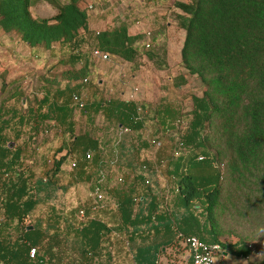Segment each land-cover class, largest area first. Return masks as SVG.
<instances>
[{"label": "trees", "instance_id": "16d2710c", "mask_svg": "<svg viewBox=\"0 0 264 264\" xmlns=\"http://www.w3.org/2000/svg\"><path fill=\"white\" fill-rule=\"evenodd\" d=\"M39 1L56 14L34 18L30 9ZM84 1L0 0V32L16 36L30 48L70 45L88 30V13L81 8ZM174 7L180 12L177 25L185 33L180 65L186 75L203 85L200 97H190L191 110L182 132L179 113L167 105H141L146 111L141 121L136 120L134 102L109 100L82 112L93 119L102 114L116 130L128 128L139 140L148 119L166 130L175 127L177 137L169 158L156 162L163 163L160 175L165 170L175 184L174 210L168 196L158 204L152 191L153 175H149V185L139 175L148 195L138 196L134 186L121 194L115 208V228L98 218L76 226L71 216L66 218L53 207L45 223L36 220L25 226L36 207L62 189L57 175L68 156L77 159L72 168L77 169L78 178L87 175L88 168L103 163L104 145L92 131L75 136L73 125L67 124L64 128L71 140L66 154L53 162L51 172L44 177L33 180L28 171L0 168V264H60L51 254V244L62 246L58 250L61 255L75 254V264H92L106 249L111 263L114 252L106 248L107 241L120 234L130 245L133 264H160L166 249L176 243L184 245L190 237L219 245L227 256L250 258L251 245L220 242V219L233 210L243 219L264 222V0H183ZM141 39L129 34L126 23L116 22L95 34L94 49L137 69L140 53L136 46ZM145 57L152 61L156 54ZM175 81L176 88L186 83L182 76ZM174 118L173 127L167 126ZM152 139L161 146L158 136ZM125 142H121L123 149ZM145 145L149 147L147 140ZM9 152L3 148L2 162ZM87 152L92 153L90 161L85 159ZM200 157L203 159L198 161ZM224 186L227 196H223ZM43 243L45 251L40 253L38 247ZM32 248L36 250L34 260L29 258ZM249 264H264V259Z\"/></svg>", "mask_w": 264, "mask_h": 264}, {"label": "rangeland", "instance_id": "374dc122", "mask_svg": "<svg viewBox=\"0 0 264 264\" xmlns=\"http://www.w3.org/2000/svg\"><path fill=\"white\" fill-rule=\"evenodd\" d=\"M179 2L182 0H85L81 4V8L88 11V17L98 11L103 21H108L113 25L116 22H124L127 24L130 34L142 36L136 46L140 53V67L137 69H134L133 65L120 67L117 70L119 79L116 78L117 80L111 82V86L106 90L96 92V98L118 100L123 91L127 92L138 105H144L148 108L167 105L179 113L182 121L180 132H182V129L186 127L187 114L191 110L190 97H200L203 85L199 79L186 75L180 65V51L185 33L178 27L176 20V16L180 12L174 7V4ZM30 10L34 18H51L56 14V11L43 1H39ZM93 46L95 47V43L89 41L87 47L89 50L86 49V52L90 51ZM20 52L23 53L24 50ZM154 52L156 54L154 60L150 61L145 57L147 53ZM91 63L108 76L111 70L108 62L94 60ZM15 68H20L18 70L19 75L15 77L20 81L27 74L26 68L28 70V67L20 64ZM181 76L185 77L186 83L176 88L174 82H176L175 80L178 81ZM80 93L81 95H79L88 106L92 101L94 91L88 88ZM9 95L10 93L6 97ZM11 95L15 97V100L10 102L8 111L18 113L21 117L26 116L30 107L27 90L21 89L16 94ZM1 96L3 97L4 94ZM23 97L27 98L24 103L21 102ZM86 119L84 114L77 113L75 115L74 135L78 136L82 135L83 132L92 131L93 135L100 139L102 144L104 143L106 156L103 160L105 163L98 167L88 168L87 175L78 178L77 169L72 168V164L77 159L73 155L68 156L57 175V185L62 189L57 190L51 200L38 205L32 213V218L24 222L25 226L33 224L36 220L45 223L49 208L53 206L62 216L66 218L71 216L72 222L76 226L81 225L76 219V215L79 210H84L87 217L104 220L110 227L115 228L118 223L114 207L117 198L121 194L127 193L133 186L136 188L135 193L138 196L148 195L145 187L139 182L138 167L143 162L153 165L157 160L169 158L174 139L177 137L175 127H173L175 118L167 125L172 126L173 130H166L148 119L141 131V140L134 136H121L120 133L116 132L113 123H109L102 114H99L98 118L96 115L94 116L95 122L91 127L86 125ZM20 132L25 136L33 132L36 133L37 153L45 158L42 167L33 168L37 178L44 177L51 172L53 162L66 154V148L71 140L65 128H61V133H58L55 130L49 131L43 124L35 128L33 125L26 124ZM155 136L160 138L161 146L157 147L156 143L150 144L149 147L146 146L147 138L153 140L152 137ZM123 141H126V146L132 148L129 153H124L119 147H116L117 142ZM62 149L63 151H61ZM28 169L18 168L17 172L18 170L21 172L28 171ZM119 175L124 178L123 185H117L115 182ZM166 175L165 170H163L158 179L160 183L158 182L157 185V178L152 177V191L158 196L160 204L168 196L170 208L174 210L173 189L175 184ZM95 184L102 188L105 195L102 210L98 212L91 211L90 193ZM227 194V187L224 186L223 196H227ZM220 226L222 230L220 242L222 244H234L240 241L251 245L252 253L249 259H240L230 255L224 258V254L221 253L217 257L219 264H249L253 260L264 259V222L255 219H243L235 211L230 210L221 217ZM107 243L109 244L107 245ZM107 243L106 248L111 247L114 252L113 259L110 263L108 254L105 253L106 249H103L100 256L97 257L99 264H133V253L128 251L130 245L126 246L127 243L123 234L112 237ZM51 246V254H53L54 260L59 258L60 264L76 263L75 254L65 252L61 255L62 252L61 254L58 253L60 252L58 250L62 248L61 245L51 244ZM38 250L43 253L45 243L41 244ZM185 250L182 243L173 244L160 256V264H185Z\"/></svg>", "mask_w": 264, "mask_h": 264}, {"label": "crops", "instance_id": "0c3cea01", "mask_svg": "<svg viewBox=\"0 0 264 264\" xmlns=\"http://www.w3.org/2000/svg\"><path fill=\"white\" fill-rule=\"evenodd\" d=\"M89 7L91 8V6ZM111 25L113 24L103 21L99 12L95 11L93 15L88 17L87 32L81 33L76 41L70 45L60 46L55 44L49 50L39 47L30 48L20 42L16 36L0 32V154L3 148L10 151L6 160L3 162L0 160V168H2V165L4 168H29L28 172L31 175L33 174V180H36L37 177L33 168L42 167L45 158L37 153L36 133L33 132L25 136L20 130L26 124L33 125L34 128L38 124L40 126L43 124L49 131L55 130L61 133V128H64L67 124L76 127L74 121L77 113L85 115L88 127L93 126L95 122L93 115L74 111L71 107L72 96L75 94L81 95L80 92L88 88L94 91L92 101L88 106L92 104L97 106L99 103L115 100L110 98L108 100L97 99L95 93L110 87L111 82L113 83V81L119 79L117 70L131 64L111 57L108 62L111 70L107 76L91 63L94 60L98 61L92 57V52L95 50L94 46L86 52L88 42L95 43V34L111 28ZM21 50H24V52L21 53ZM20 64L28 67V70L26 68L27 74L19 81L15 77L19 75L18 70L20 68L15 67ZM12 78L13 80H11ZM85 78L87 84H83ZM122 81L120 83L124 82ZM21 89L27 90L28 100L30 101L28 113L22 117L18 113L8 111L10 102L15 100V97L11 94H16ZM8 93L11 96L6 97ZM2 94H4L3 97ZM26 101L27 98H21L22 103ZM118 101L134 102L130 95L123 91L120 93ZM88 106L86 105V108ZM98 115H96L97 118ZM116 132L119 133L117 130ZM100 142L102 141L100 140ZM116 147L122 149L124 153H129V150L132 149L127 147L123 149L120 142L116 143ZM103 163H105L104 160ZM153 177L157 178V185L160 175H154ZM157 201H159L158 196ZM32 216L33 214H30L28 218L30 219ZM158 238L160 239L159 236ZM223 257L225 258L227 255L224 254ZM188 259L189 252L186 249L184 252L185 264L188 263Z\"/></svg>", "mask_w": 264, "mask_h": 264}, {"label": "built area", "instance_id": "2783aa9c", "mask_svg": "<svg viewBox=\"0 0 264 264\" xmlns=\"http://www.w3.org/2000/svg\"><path fill=\"white\" fill-rule=\"evenodd\" d=\"M146 47L148 48L149 46H146ZM92 57L100 62H109L111 59V57L108 54L98 52L97 50H94L92 52ZM83 84H87V80H84ZM135 91L137 90L135 89ZM86 105L87 104L84 102V100L81 98L79 94H75L72 96L71 107L73 108L74 111L82 113L84 112ZM145 115H146V111L142 109L141 105L137 104L136 120L141 121ZM117 131H119L121 136H134L135 137V134L128 128H123ZM147 143L150 146V144L155 143V142L147 138ZM156 146L158 147L159 144L156 143ZM129 147L130 146H127V148ZM85 159L90 161L92 159V153L87 152ZM202 159L203 158L200 157L198 158V161H201ZM162 166H163L162 162L160 165H158L155 162L153 165H151V167H148L147 165H145V163L144 164L142 163L138 167L139 175H142L143 177H145V180H146L145 183L149 185V178H150L149 175L159 176ZM72 167H74L73 164H72ZM115 182L117 185H123L124 178L121 175H119L116 177ZM90 198L92 200V203H91L92 212H97L98 210L102 209L103 204L105 202V195H104L102 188L98 184H95L94 187L92 188V191L90 193ZM114 207L116 208V204H114ZM76 219L78 220L79 223H81V225L91 220V218L86 216L84 210L78 211V214L76 215ZM184 245L187 247L188 252H189V259H188L187 264H219L217 262V257L219 254H221V249L219 245H208L204 242H201L195 237L186 238L184 240ZM35 257H36V250L32 248L29 251V258L31 260H34ZM92 264H99V263L97 262V260H95Z\"/></svg>", "mask_w": 264, "mask_h": 264}]
</instances>
